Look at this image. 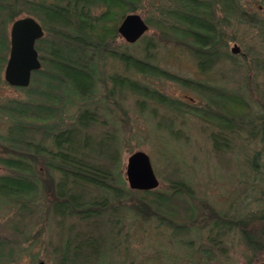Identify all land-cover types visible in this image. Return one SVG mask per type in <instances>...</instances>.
<instances>
[{
	"label": "trees",
	"instance_id": "1",
	"mask_svg": "<svg viewBox=\"0 0 264 264\" xmlns=\"http://www.w3.org/2000/svg\"><path fill=\"white\" fill-rule=\"evenodd\" d=\"M145 1L0 0V83L8 84L2 73L13 20L32 15L44 31L35 42L40 67L32 71L27 86H13L24 95L0 101V113L8 118L0 133V144L8 152L0 154V264H21L28 249L23 243L44 213L56 226V240L53 232L46 238L51 264H139L131 237L152 222L170 229L201 261L226 254L234 231L250 258L264 253V100L254 102L247 88H228L161 66L151 39L156 34L163 43L190 53L202 74L230 60L244 68L247 86L255 87L250 71L264 70V63L257 58L253 65L246 63L248 53L237 61V52L229 48L236 38L224 25L235 17L264 30V16L246 8L243 0H162L155 16L144 17L150 36L144 33L126 42L117 27L126 13L142 9ZM106 60L119 62L124 72H107ZM138 74L174 81L196 91L202 101L167 94L136 78ZM127 93L142 110H152L150 104L157 103L213 126L208 136L217 155H237L241 146L252 150L247 155L254 172L250 184L258 190L253 207L241 213L234 204L237 198L224 208L205 202V240L194 246L193 240L182 239L197 223L200 197L195 186L182 176L147 190L127 183L122 156L131 149L125 128L128 111L121 101ZM72 107L73 113H68ZM157 125L174 138H185L171 117L159 118ZM40 166L52 176L53 198L46 208L40 199Z\"/></svg>",
	"mask_w": 264,
	"mask_h": 264
},
{
	"label": "rangeland",
	"instance_id": "2",
	"mask_svg": "<svg viewBox=\"0 0 264 264\" xmlns=\"http://www.w3.org/2000/svg\"><path fill=\"white\" fill-rule=\"evenodd\" d=\"M161 1H145L142 9L137 12L143 17L155 16L157 4ZM243 4L250 10H256L258 16H264V0H243ZM227 21L228 24H225L224 28L236 38L230 42L229 48L234 45L238 47L237 61H244V54L248 53L249 60L245 59L246 63L251 61L253 65L256 63V58L264 63V30L258 25L241 22L235 17ZM150 34L151 29L149 28L145 35L150 36ZM151 39L156 41L157 60L161 66L184 76L216 81L228 88H247L248 95L253 98L254 102L260 98L264 100V70L253 67L250 71L257 84L255 87L247 86L243 80L244 68L240 70L230 60L220 61L211 71L202 74L190 53L172 43H163L158 40L156 34ZM129 48L132 49L131 46ZM104 67L109 73L124 72V67L113 60H106ZM2 76L4 77V71ZM135 77L167 94L187 100L193 98L189 100L194 102L202 101L196 91L174 81L162 77L143 78L139 74ZM23 95L22 90L0 83V101ZM121 101L128 111V122L125 128L129 135V146L127 147L131 149L124 150L123 165H125L129 152L136 149L145 150L150 156L161 187H164L171 178L182 176L195 186L197 195L200 197L197 223L190 233L181 236L182 239L193 240L191 242L194 246L205 240L208 232V225L206 226L208 210L205 202L216 208H224L237 198L234 204L237 203L236 206L240 208L241 213L253 207L252 197L258 194V190L252 188L253 185L250 184V181L254 179V172H252L247 155L251 156L252 150L247 151L244 146H241L238 151L236 150L237 155L231 151L217 155L211 149L208 136L213 126H208L200 118L187 112L171 110L157 103L150 104L152 110H142L135 103V97L128 93L121 98ZM74 108H70L68 113H73ZM153 110L156 116L152 115ZM166 117L173 118L175 128L183 132L185 138H174L167 133L164 127L157 125L159 118ZM7 124L8 118L0 113V133L5 131ZM254 146L259 148L260 144L255 143ZM6 153H8L7 148L5 149L4 145L0 144V154ZM0 171H3L1 166ZM40 171L43 180L40 199L46 208L53 198L52 176L43 166H40ZM46 215L44 213V219L38 221L35 226L36 231L31 234L28 243H23L28 246V249L23 251L21 264H35L40 259L51 264L46 258L48 251V247H45L46 238L53 232L54 240H56V226L55 222L46 218ZM132 236L131 249L133 252L135 250V261H139V264H264V253L255 259L250 258V252L245 247L238 231L230 235L227 241L228 247L225 249L226 254L217 253L208 261L198 259V255L196 256L192 249L185 247L178 237L172 235L170 229L158 228L155 222L146 225L143 232L140 230L133 232ZM120 258L123 260L125 256L122 255Z\"/></svg>",
	"mask_w": 264,
	"mask_h": 264
},
{
	"label": "water",
	"instance_id": "3",
	"mask_svg": "<svg viewBox=\"0 0 264 264\" xmlns=\"http://www.w3.org/2000/svg\"><path fill=\"white\" fill-rule=\"evenodd\" d=\"M148 29V22L137 11L126 13L117 27L118 33L129 43L137 41ZM43 33L40 22L32 15H23L13 20L10 25L9 54L4 67V79L8 84H29L32 71L41 65L35 42ZM232 51L237 52L238 47L234 45ZM124 171L130 188L147 190L159 185L150 156L145 150L129 152ZM35 264L48 263L40 259Z\"/></svg>",
	"mask_w": 264,
	"mask_h": 264
},
{
	"label": "flooded vegetation",
	"instance_id": "4",
	"mask_svg": "<svg viewBox=\"0 0 264 264\" xmlns=\"http://www.w3.org/2000/svg\"><path fill=\"white\" fill-rule=\"evenodd\" d=\"M10 85V84H9ZM11 86H14V85H11Z\"/></svg>",
	"mask_w": 264,
	"mask_h": 264
}]
</instances>
